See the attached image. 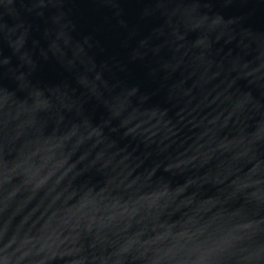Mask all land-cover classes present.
<instances>
[{
    "label": "water",
    "instance_id": "95a60500",
    "mask_svg": "<svg viewBox=\"0 0 264 264\" xmlns=\"http://www.w3.org/2000/svg\"><path fill=\"white\" fill-rule=\"evenodd\" d=\"M0 264H264V0H0Z\"/></svg>",
    "mask_w": 264,
    "mask_h": 264
}]
</instances>
